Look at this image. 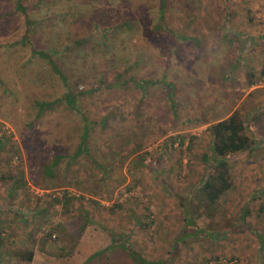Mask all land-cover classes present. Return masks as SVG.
I'll return each mask as SVG.
<instances>
[{
    "label": "rangeland",
    "instance_id": "1",
    "mask_svg": "<svg viewBox=\"0 0 264 264\" xmlns=\"http://www.w3.org/2000/svg\"><path fill=\"white\" fill-rule=\"evenodd\" d=\"M166 2L161 10V0H24L22 11L15 0H0V264H83L111 238L149 264H264V0ZM96 14L101 22L125 25L115 26L108 49H101L109 80L92 90L91 78L78 77L102 78L100 65L88 70L100 58L83 57L69 42L81 43ZM41 53L53 54L67 76L78 71L67 85L86 93L78 94L79 113L62 103L38 115L41 102L67 89ZM137 55L152 59L147 67L134 65L135 76L172 84L174 109L158 85L141 92L116 85L121 63ZM236 109L254 137L228 162L231 187L209 205L202 194L212 168L207 127ZM83 116L98 123L90 126L91 154L119 165L109 185L93 186L88 169L96 168L85 164L84 153L75 156ZM104 116L111 120L102 129ZM155 120L161 129H151ZM55 121L64 128H54ZM132 125L146 130L132 141L139 151L125 163L120 156L111 160L109 148H132L125 136ZM144 152L150 154L139 165L136 157ZM59 154L49 177L45 169ZM82 209L92 222L76 252L59 258L57 249ZM49 232L43 248L54 254L45 255L40 247ZM116 247L119 264H134L127 249ZM29 250L33 261L19 260Z\"/></svg>",
    "mask_w": 264,
    "mask_h": 264
},
{
    "label": "trees",
    "instance_id": "2",
    "mask_svg": "<svg viewBox=\"0 0 264 264\" xmlns=\"http://www.w3.org/2000/svg\"><path fill=\"white\" fill-rule=\"evenodd\" d=\"M15 2H16L17 10L22 9V11H24V9H25V7H23L24 6L23 5L24 0H15ZM166 5H167L166 0H161V10L164 9L166 7ZM99 16H100L99 14H96L94 19L91 20V22H92V23H90L91 28H89L87 31L81 33L80 36H83V39H82L80 44H76L75 43L76 41L75 42L74 41L69 42V46L71 48L74 46L77 47V49H75L73 51H78V54H83V57L95 55V56H97V58H100L99 62H98V59H97V61L91 60L92 63L88 69V70H96L97 65H100L101 71H100L99 76L102 77L99 79L100 81L95 80L96 78H93L96 74H93V75L83 74L82 76L79 75L80 77H78L80 79H83V78L90 79L91 78L93 84H92V87H90V89H92V90L94 88V85H96V83L105 85L104 82L109 80L107 75H105L106 71L102 70V69H104V67L102 65V63L104 61H103V58H101L102 57L101 52H102V50L108 49L107 38H108L109 34L113 31L114 27L118 25L120 28H122L125 25V22H123V24H120V25L119 24L115 25L114 24L115 22H111V21H107L109 24H107L105 21L101 22L98 20V18H100ZM79 19H78V17H76L74 19V22H78ZM126 23L131 24V21H130V23H128V22H126ZM130 30L133 32L132 27L130 28ZM97 37L99 39H97ZM176 37L178 40H179V38L181 40L188 39V38H186V36H182V35H177ZM134 53L135 52L131 50L128 53V55H134ZM41 55L43 56L44 59L46 58L47 62L52 66L54 72L60 77V79L63 81V83L67 87V89L61 98H58V99L53 100L51 102H41L40 105H38V107H39L38 108V115H41L43 112H45L47 110H52V107L55 104H57L58 107L60 105L62 106V103H65V105L67 106L66 108L74 110L76 113H79L80 108H79L78 102H77V100L79 99L78 94L85 95L86 93L81 92V91H77V90H75V88L71 89V87H69L67 85L68 84V81H67L68 78L67 77H69L70 75L73 76L72 74L77 75L76 73L78 71H74V68H72L70 70L69 76H67L64 73V69H62V67H60V66H57L55 64V62L52 60L53 54H50V56H48V57L43 53H41ZM137 58L135 60H133L131 64L129 62L126 63V60H124L121 63L122 67L120 69H118L117 76H116V81H115L116 85H120V87L123 90H135L137 88V90L139 89L140 92L145 89L146 85H158V86L162 87L163 89L167 90L168 100L170 102L171 107L174 109L175 106H174V101L172 99L173 98L172 97V95H173L172 91L174 89V86L170 83H166L164 81L163 77L160 78L163 81H156V79L146 81L145 79H141V78L135 76L136 74L133 72L134 71L133 66L138 65V64L140 65L142 63L143 67H147V65L145 63H148V61L152 59V57L148 56V55H147L145 61H144V59H140L139 55H137ZM108 59L113 60L112 57H110ZM128 60L129 61L132 60L131 57H129ZM125 70H127V72H125ZM93 72H96V71H93ZM261 78L263 79V82H264V70H262V72H261ZM92 90H90L91 93H92ZM142 97H144V96H142ZM118 114L123 116V119L126 117L121 112ZM138 114L139 113H137L136 116ZM82 120L85 122L86 125L84 124L82 129H81L80 137H79L80 140H79L78 144L76 145L77 147L74 151L76 153L75 156H79V155H81V153H84L85 154L84 156L87 157L85 164L91 163L94 166V168H96V169H91V168L88 169L89 171L91 170V172L93 174V177H92L94 179V181L92 182L93 186H96V183L98 181H101L102 183L104 182V185H109L110 179H111L112 169L115 167H119V165L116 166L115 163L109 162L108 160L100 161L101 158H98L95 155L91 154V152H90L91 147L88 145L89 132H90V128H91L90 126H93L95 124L97 125L98 123L90 122L88 120V118L84 117V116L82 117ZM109 120H111L110 116H104L101 119L99 124H101L100 126L102 129L106 128ZM63 123H64L63 121H55L52 124H53L54 128L62 130L64 128ZM88 124H90V125H88ZM161 126L162 125H161L160 121L155 120L151 125V129H153V128L161 129L162 128ZM246 126H247L246 117H244L242 115V113L239 111V109H236L228 117L214 121V122L210 123L207 127V131L210 134V142H211L210 150L212 151V160H211L212 168L208 174V178L203 183L202 194H203L204 200L209 205H212L216 201H218V199L220 197H222V195H224L229 190V188L231 187L228 162L232 159V157L234 155L244 154L251 147V144H252L251 138H253L254 136ZM131 127H132L131 132H126L125 136H128L127 137L128 140H130L129 137L132 138V140H131V144H132L131 147L132 148L128 152L125 151L122 148V146L119 147L117 150L112 148V147L109 148L108 152L111 155H113L112 157H110L111 160H113L114 157L116 158V157L120 156V157H122V160H124L123 162L125 163L139 151V147H138L139 145L132 143V141H137V136H139L140 133L145 134L146 130L143 129L141 131L140 130L135 131L136 127L134 125H132ZM65 129H67V128L65 127ZM48 131L50 132L51 128H49ZM74 131L75 130L73 129L72 133ZM174 142H175V140H173L172 143H174ZM124 143L126 144V142H124ZM124 143L123 144L121 143V145H123V147H124ZM98 151H103V150L98 149ZM95 153H96V155H98L97 151ZM61 154H59L56 157V159L54 161H52V163L46 167L45 171L49 177H53V174H52L53 167H56L58 162L62 160L63 155H61ZM149 154L150 153H148V152H144V153H141L140 155H137L138 157H136V158L138 160L136 161V163L139 165H144L145 160L147 159L146 157ZM99 155H100V153H99ZM107 158H108V155L105 154L103 156V159H107ZM112 163H113V165H112ZM94 171H95V173H94ZM78 177H80V176H75V180H76L77 184H79L81 182V181L80 182L77 181ZM72 180H74V177H72ZM117 181L119 184H121L123 182V179L118 178ZM25 185H26V183L23 182L21 186L25 187ZM108 193L109 192L107 191L106 194H108ZM65 195H66V193H65ZM84 198L85 197H83V199ZM82 210L78 211L79 213H81L80 214L81 217L76 221V224L73 225V222H72L71 225L68 227L69 232H71L70 238L63 240L62 243H60V245H59V249H57L58 253H56L55 255L58 256L59 258L71 257L76 252V248L79 244V241L81 239V236H82L85 228L92 222L89 218L88 211H86V210L82 211ZM49 233L44 236V239H42V244L40 247L41 252L45 255L54 254L51 252L50 248L48 250H46V249L44 250V248H43L45 245L48 244V241L51 240L50 239L51 233L50 234ZM116 245L119 246L120 248L123 246L125 249H127V251H129V255L131 256L134 264H149L148 261H146L144 259L143 260L140 259L137 256V254L130 248L128 243H124V245H122L121 243H116L114 238H111V244L108 247H106L102 250H98V251L94 252L93 254H91L89 257H87L85 263H83V264H88L91 261H93L94 259H102L101 257H103V255H104V257H106L104 259L105 263L103 260V264H110L107 253L111 247H114ZM33 258H34V251L33 250L25 251V253H22V255H19V260H23L24 262H27V263H31L33 261Z\"/></svg>",
    "mask_w": 264,
    "mask_h": 264
},
{
    "label": "crops",
    "instance_id": "3",
    "mask_svg": "<svg viewBox=\"0 0 264 264\" xmlns=\"http://www.w3.org/2000/svg\"><path fill=\"white\" fill-rule=\"evenodd\" d=\"M100 250H102V249H100ZM107 254H108L110 264H119L118 260L116 261V258H118L119 256H122V254H121V251L117 247L114 248L113 250L111 247ZM102 258H103L102 260H104L106 257H104V255H103ZM97 260L98 259H94L93 261H97Z\"/></svg>",
    "mask_w": 264,
    "mask_h": 264
}]
</instances>
